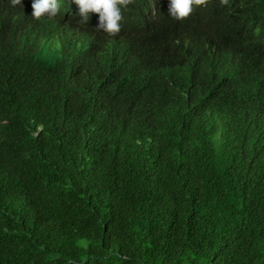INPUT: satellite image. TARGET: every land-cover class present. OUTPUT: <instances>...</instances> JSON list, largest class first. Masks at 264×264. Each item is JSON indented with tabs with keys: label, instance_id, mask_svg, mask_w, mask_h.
<instances>
[{
	"label": "trees",
	"instance_id": "1",
	"mask_svg": "<svg viewBox=\"0 0 264 264\" xmlns=\"http://www.w3.org/2000/svg\"><path fill=\"white\" fill-rule=\"evenodd\" d=\"M238 1L147 2L116 52L0 13V264H264V0Z\"/></svg>",
	"mask_w": 264,
	"mask_h": 264
},
{
	"label": "clouds",
	"instance_id": "2",
	"mask_svg": "<svg viewBox=\"0 0 264 264\" xmlns=\"http://www.w3.org/2000/svg\"><path fill=\"white\" fill-rule=\"evenodd\" d=\"M214 0H0V13H12L14 25L28 38L37 40L40 45L51 38L41 35L43 28H62L67 23H73L70 35L77 37L76 48L89 51L92 41L108 45L110 51L116 52L126 43L122 25L129 24L135 28L142 19V5L147 2L155 8V14L169 16V19L183 20L190 16L193 9L206 7ZM225 2L229 0H217ZM238 0H231L224 12H231L239 6ZM145 19L152 24L148 14ZM159 19V18H158ZM258 113H264V99L256 107Z\"/></svg>",
	"mask_w": 264,
	"mask_h": 264
},
{
	"label": "bare ground",
	"instance_id": "3",
	"mask_svg": "<svg viewBox=\"0 0 264 264\" xmlns=\"http://www.w3.org/2000/svg\"><path fill=\"white\" fill-rule=\"evenodd\" d=\"M75 41V40H74Z\"/></svg>",
	"mask_w": 264,
	"mask_h": 264
}]
</instances>
